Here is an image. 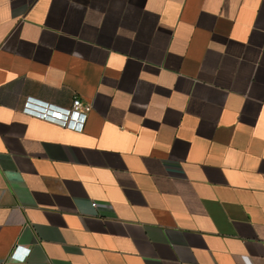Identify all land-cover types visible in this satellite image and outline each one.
I'll return each mask as SVG.
<instances>
[{
    "label": "crops",
    "instance_id": "obj_1",
    "mask_svg": "<svg viewBox=\"0 0 264 264\" xmlns=\"http://www.w3.org/2000/svg\"><path fill=\"white\" fill-rule=\"evenodd\" d=\"M0 264H264V0H0Z\"/></svg>",
    "mask_w": 264,
    "mask_h": 264
},
{
    "label": "built area",
    "instance_id": "obj_2",
    "mask_svg": "<svg viewBox=\"0 0 264 264\" xmlns=\"http://www.w3.org/2000/svg\"><path fill=\"white\" fill-rule=\"evenodd\" d=\"M25 112L43 121L53 123L64 128L82 132L87 121V106L75 98L70 108H56L50 104L26 102ZM96 205V204H93Z\"/></svg>",
    "mask_w": 264,
    "mask_h": 264
}]
</instances>
